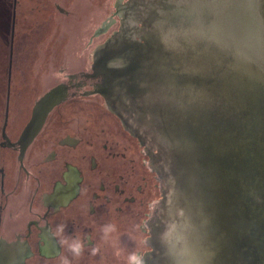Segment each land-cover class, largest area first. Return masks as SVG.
Instances as JSON below:
<instances>
[{"label":"water","instance_id":"1","mask_svg":"<svg viewBox=\"0 0 264 264\" xmlns=\"http://www.w3.org/2000/svg\"><path fill=\"white\" fill-rule=\"evenodd\" d=\"M123 11L96 69L108 77V111L160 183L148 264H173L177 254L187 264L240 259L241 216L252 264H264V0H132ZM7 123L3 139L15 146ZM66 168L82 183L68 164L59 184ZM41 202L29 213L9 200L0 239L24 243Z\"/></svg>","mask_w":264,"mask_h":264},{"label":"rangeland","instance_id":"2","mask_svg":"<svg viewBox=\"0 0 264 264\" xmlns=\"http://www.w3.org/2000/svg\"><path fill=\"white\" fill-rule=\"evenodd\" d=\"M131 1L18 0L11 66L15 95L10 101L15 118L10 120L8 129L12 139H16L15 131L22 127L29 112L34 90L39 98L56 85L67 83L69 78L94 73L99 66V49L121 30L126 20L123 10H128ZM12 9L11 0H0V132L7 104ZM93 94L94 109L87 112L72 107L64 118L68 124L50 121L46 127L51 133L47 143L28 151L23 163L43 186L51 181L52 184L64 168L71 165L83 175L81 201L85 202L89 197L93 200V195L96 197L95 212L91 215L87 207H80L79 203L75 210H71L72 207L60 213L65 214L60 220L66 217L68 222L55 224L56 230L60 235L61 225L65 230L71 227L74 238L59 239L63 249H60L61 256L57 261L39 258L33 232L35 256L29 258L27 264H63L65 259L69 264H123L122 256L135 255V247L131 245L137 239L133 235L138 234L135 215L142 210L140 201H144L146 189L151 198L162 195L159 181L108 111L106 93ZM67 133L78 141L73 148L58 144ZM53 153L58 155L57 161H50ZM16 155L0 149V168L5 167L10 178L9 168L20 164ZM146 171L152 178L145 184L139 176L147 175ZM36 184L28 178L27 188H20L9 200L28 205L26 194ZM117 185L120 189L115 190ZM10 188L6 186L7 190ZM41 193L42 190L39 196ZM40 200L33 207L37 208ZM108 226H114L115 231L106 233ZM85 232L92 235L90 239H85ZM75 241L83 245L80 256L70 251V245Z\"/></svg>","mask_w":264,"mask_h":264},{"label":"flooded vegetation","instance_id":"3","mask_svg":"<svg viewBox=\"0 0 264 264\" xmlns=\"http://www.w3.org/2000/svg\"><path fill=\"white\" fill-rule=\"evenodd\" d=\"M14 2L15 0H13L12 26L14 17ZM75 77L69 78L67 83L56 85L39 98V94L36 90H34L32 95L30 96L32 98L30 102L31 104L29 112L22 122V127L15 131L17 137L14 140L8 133L9 125L11 126L10 120H14L15 118V116L12 117V105L10 106V101L15 95L13 94L12 72L11 75L8 74V87L6 94L7 104L5 108L4 124L7 117L8 123L6 127V135L10 142L15 144V146H9L8 142L4 141L2 136L4 126L3 124L0 132V149L9 150L12 153H16V160L19 159L20 164H16V166L14 165L9 168L12 174H10L11 178L10 176H8L9 174L6 173L5 167L0 168V236L2 234L3 226L2 214L5 211L6 206H8L9 204V198L15 195L20 188H27L26 183L28 178L31 179L33 183L35 182L37 184L32 188L31 192L28 191L29 193L26 194V197L28 196L27 210L29 213H33V205L37 203V200L42 198L41 205H43L44 211L36 214L37 219L35 218L34 221H31L27 225L28 235L26 236L24 243H21L19 240L6 243L0 239V264H27L28 259L35 256V253L32 251V248L28 242V240L30 239L29 237L33 232H35V237L37 238V250L39 258H44V260L57 261L61 256H59V251L60 249H63L61 241L67 239L66 236H72V238H74V234L73 232H71V227H68L67 230H65V228L63 227V231L60 233V235L56 230L55 226L57 224H66L68 222V218L66 217L60 220V218L65 215H60V213L64 210H69L72 207L73 208L71 210H75V205H80L79 203H81L80 207H84L85 205L91 215L95 212L94 201H96V197L93 195V200L91 199V197H89L85 202L81 201V180L77 178V174L72 171L73 169L66 168V171L62 175L66 183L59 184L57 180H55L53 184H50L52 182L51 181L47 185L43 186L41 180H39L34 173H31L23 163L25 155L28 151L38 146H43L47 143L48 137L50 136L49 134L51 133L46 131V127L50 121L54 120V124L58 122L59 124H68L69 121H64L67 111H69L72 107H80L87 112H90V108L94 109L95 107V101L91 99L94 96L93 93H108L109 91L107 89L109 87L108 77L103 69H95L94 73H81L80 75H76ZM90 82L91 84H89ZM88 87H91L92 89L89 90ZM27 136H29V140ZM21 139L23 145L16 144ZM73 142H75V144ZM77 143V139H72L67 133L61 140H59L58 144L60 146L67 145L73 148L77 145ZM54 160H58V155L56 156L55 153H53L50 157V161ZM145 173L147 175L143 176V174H141L139 176V179L141 182H144L146 184L151 181L152 174L149 171H146ZM71 175L73 176V179L68 178ZM146 180H148V182H146ZM6 186H10V190H7ZM116 189H120V186H115V190ZM40 190H42L41 196H39ZM147 192L149 191L146 189V195L143 198L144 201H140V207H142V210H138L135 215V217L137 218L136 225L138 226V228L136 229V231H138V234L133 235L137 239L131 244L132 247H135L134 254L139 257H143L144 264H148V256L155 251L152 245L153 233L151 232L150 226H155V207L156 204L163 199L162 195L151 198V196L147 195ZM136 198L137 196L134 197L133 200H136ZM129 201L131 200L129 199ZM132 203L136 202L133 201ZM238 208L241 210V214L243 215L244 205ZM53 219L55 220L53 221ZM240 220L241 228L237 223L238 230L236 231V241L238 243L235 246L236 249L240 251V259L239 257L234 256L232 252H228V254H226L223 259L221 258V255L218 256V264H221L222 261V264H240L239 261H241V264L253 263L251 243L248 236L250 232V223L249 220H247L246 222H244V220L242 221V216ZM243 225H246V233H244L247 234L246 241L245 238H241V235L243 234L242 229L244 230ZM90 236L92 235L85 232V239L89 238ZM129 258L130 256H122L121 260L123 261V264H129Z\"/></svg>","mask_w":264,"mask_h":264},{"label":"clouds","instance_id":"4","mask_svg":"<svg viewBox=\"0 0 264 264\" xmlns=\"http://www.w3.org/2000/svg\"><path fill=\"white\" fill-rule=\"evenodd\" d=\"M60 232L63 231V226L61 225L58 229ZM115 231L114 226H108L105 229V232ZM174 231V228L169 229L167 235H170ZM83 250V245L79 241H75L70 245V251L76 255L80 256ZM187 257L183 254H177L173 256V264H187ZM63 264H69V262L65 259L63 260ZM129 264H144L143 257H139L137 255H132L129 258Z\"/></svg>","mask_w":264,"mask_h":264},{"label":"trees","instance_id":"5","mask_svg":"<svg viewBox=\"0 0 264 264\" xmlns=\"http://www.w3.org/2000/svg\"><path fill=\"white\" fill-rule=\"evenodd\" d=\"M12 5H13V0H11ZM13 10V9H12ZM11 27H12V23H11ZM12 31V30H11ZM9 56H10V52H9ZM13 58H14V53H13Z\"/></svg>","mask_w":264,"mask_h":264}]
</instances>
